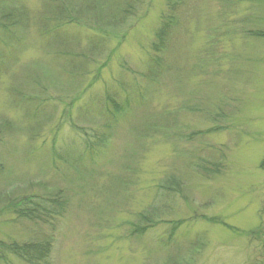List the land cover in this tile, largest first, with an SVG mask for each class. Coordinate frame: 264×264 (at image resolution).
<instances>
[{"label":"rangeland","instance_id":"rangeland-1","mask_svg":"<svg viewBox=\"0 0 264 264\" xmlns=\"http://www.w3.org/2000/svg\"><path fill=\"white\" fill-rule=\"evenodd\" d=\"M63 2L56 38L48 0H0L25 15L0 30V241L49 236V264H264V0ZM84 133L74 167L52 157ZM57 191L50 221L2 210Z\"/></svg>","mask_w":264,"mask_h":264},{"label":"trees","instance_id":"trees-1","mask_svg":"<svg viewBox=\"0 0 264 264\" xmlns=\"http://www.w3.org/2000/svg\"><path fill=\"white\" fill-rule=\"evenodd\" d=\"M53 8L51 28L47 30L53 34L54 37L58 38V30L66 25L76 23L77 20L74 17L69 16V10L64 5L63 0H48ZM173 2L177 0H172ZM24 13L20 11L6 10L0 11V30L4 32L10 31V29L18 27L20 23L24 21ZM120 18H123L120 16ZM26 19V17H25ZM124 19V18H123ZM108 25H115L116 18L108 17L105 20ZM174 23V15L170 14L163 19V22L156 32V43L153 44L154 50H159L161 46L167 41L171 27ZM91 142L84 133L79 144V152L74 157L65 156L61 149H53L51 155L53 158H57L62 163H65L69 167H74L78 162L81 161L84 151L90 150ZM260 169L264 171V158L261 161ZM176 185V186H175ZM173 186V187H172ZM180 186V182L172 174L165 176L161 187L170 191ZM175 187V188H174ZM3 209L14 214L17 219L26 221H50L55 216L61 215L64 209V199L60 195V192L51 194L49 197H40L37 194L33 195H15L6 197L3 199ZM264 213V206L262 208ZM149 212L144 210L143 212L137 213L139 219L144 222L143 226H136L135 230L137 233H142L147 229L148 226L152 225L153 222L151 217L148 216ZM262 229V238L264 246V226ZM52 239L43 237L40 239L28 240L25 242H2L0 241V263H6L8 256H12L25 264H49V258L52 251Z\"/></svg>","mask_w":264,"mask_h":264}]
</instances>
